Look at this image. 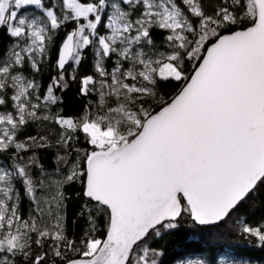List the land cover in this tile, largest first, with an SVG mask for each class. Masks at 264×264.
I'll return each mask as SVG.
<instances>
[{
	"label": "snow or ice",
	"instance_id": "1",
	"mask_svg": "<svg viewBox=\"0 0 264 264\" xmlns=\"http://www.w3.org/2000/svg\"><path fill=\"white\" fill-rule=\"evenodd\" d=\"M2 37L0 264H162L185 217L264 248V219L240 211L264 190V0H0Z\"/></svg>",
	"mask_w": 264,
	"mask_h": 264
},
{
	"label": "trees",
	"instance_id": "2",
	"mask_svg": "<svg viewBox=\"0 0 264 264\" xmlns=\"http://www.w3.org/2000/svg\"><path fill=\"white\" fill-rule=\"evenodd\" d=\"M71 25H69V28ZM64 33L61 32L57 37V44L62 39ZM0 42L7 43L8 38H0ZM55 51L53 52L52 60L46 64L42 73L38 77L43 84L49 82V78L56 75L54 65ZM92 69V56L90 53L86 54V59L78 69V75L90 74ZM171 89H166L170 91ZM64 103L59 105L63 109L64 114L77 116L83 111L87 100L79 95V82H72L69 80V88L67 91L61 93ZM26 134H35V129H27ZM81 137V141H82ZM80 148H86L88 145L83 142L77 144ZM56 148L44 150L41 152L43 163L46 167H54V153ZM81 186L74 184L66 188V192L72 197L68 201V227L69 231H75L79 235L83 222L72 224V218L77 212L81 199H77L76 192L80 191ZM241 212L246 213L247 216L253 220L264 219V190H261L256 196L251 197L246 204H244ZM155 247L163 251L161 257L162 264H178L185 260L196 259L202 260L208 255H217L221 251L227 255H235L241 260L250 261V263L264 264V248L256 246L252 238H245L240 236L232 227V221L219 226L202 227L192 223V221L185 217L181 221L180 228L171 235H165L163 239L156 241Z\"/></svg>",
	"mask_w": 264,
	"mask_h": 264
},
{
	"label": "rangeland",
	"instance_id": "3",
	"mask_svg": "<svg viewBox=\"0 0 264 264\" xmlns=\"http://www.w3.org/2000/svg\"><path fill=\"white\" fill-rule=\"evenodd\" d=\"M189 261H193V262H195V261H197L196 259H189V260H185V261H183V262H180V263H178V264H188V262ZM250 264H253V263H250ZM255 264V263H254Z\"/></svg>",
	"mask_w": 264,
	"mask_h": 264
}]
</instances>
